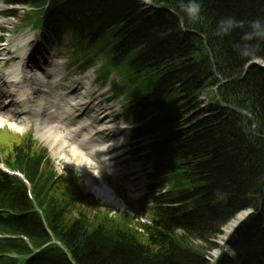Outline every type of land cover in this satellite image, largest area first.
Listing matches in <instances>:
<instances>
[{
    "label": "trees",
    "instance_id": "obj_1",
    "mask_svg": "<svg viewBox=\"0 0 264 264\" xmlns=\"http://www.w3.org/2000/svg\"><path fill=\"white\" fill-rule=\"evenodd\" d=\"M182 2L154 0L170 13L148 10L144 0H50L44 31L68 35L86 60L84 69L104 61L103 77L117 70L124 78L117 94L128 98L126 122L142 123L132 138L157 137L145 149L166 177L157 189L168 185L170 191L155 198L141 233L128 216L102 212L76 179L58 177L31 135L0 132V157L28 178L41 211L18 179L0 173V264H17L14 255H31L52 242L58 244L26 264H211L215 238L248 209L256 214L241 227L234 259L218 264H264V139L253 135L248 116L223 109L214 92V108L199 110V98L220 76L226 81L220 101L252 115L255 134L264 136V71L246 72L250 62L235 47L244 30L214 35L226 17L245 25L264 19V0H198L199 22L185 20Z\"/></svg>",
    "mask_w": 264,
    "mask_h": 264
},
{
    "label": "bare ground",
    "instance_id": "obj_2",
    "mask_svg": "<svg viewBox=\"0 0 264 264\" xmlns=\"http://www.w3.org/2000/svg\"><path fill=\"white\" fill-rule=\"evenodd\" d=\"M37 74L29 76V84L17 85L20 97L9 95V102L5 104H11L17 111L19 99L24 98L21 106L41 112L43 115H39L36 122V137L80 172L91 174L94 169L93 175L99 177L103 171H108L119 181L128 184L132 195L143 191L140 165L129 156L130 150L126 147L127 132L123 127H117L109 115L98 110V105L89 100L92 77L80 81L64 80L58 68L49 73L41 69ZM9 75L13 76L14 71ZM46 77H52V93L43 81ZM203 109L210 111L207 106H203ZM59 124H67L66 129L60 130ZM9 126L20 133L30 128L29 123L19 125L16 121H10ZM73 136L76 141L71 142L69 137ZM90 181L92 188L102 192L99 193L100 197L119 206L113 193L104 194L107 190L100 181ZM238 225L239 220L235 219L227 228V234L233 233Z\"/></svg>",
    "mask_w": 264,
    "mask_h": 264
},
{
    "label": "rangeland",
    "instance_id": "obj_3",
    "mask_svg": "<svg viewBox=\"0 0 264 264\" xmlns=\"http://www.w3.org/2000/svg\"><path fill=\"white\" fill-rule=\"evenodd\" d=\"M145 1L147 3V0H145ZM1 15H0V17H3ZM4 19H5V21H7V24L5 21L0 24V36L5 39V38L9 37L12 34V32L15 31V28L17 26H20L21 23L19 22L18 24H15L17 22V20H12V19L6 20V18H4ZM64 43H65L64 46L57 48V50L55 52V54L58 56L59 64H61L60 70L64 71V69L66 68V71H67L66 75H68L66 78H72L73 80H77V79L80 80V79L84 78L86 75L90 74L92 76V81H94V82H92V85L90 88V101H92L94 104H99V108L102 110V112L109 110L108 112L116 120V123H119L117 126L126 128V126H123L125 123L123 121H121V115H122V111H123V106L125 104V100L118 99L117 101H113L112 103L104 101L105 98L110 96V94H108V93L104 94V93L107 90H109L110 87H112L114 83H116L117 78L113 81L112 84L105 85V84L98 83L96 81V74H94V71L96 68L89 70L85 74L80 73L79 72L80 71L79 66H78V64H76V60L72 56V52L74 51L73 42L71 40H69L68 38H66L64 40ZM0 57L2 58L3 56L1 55ZM74 61H75V65H72ZM70 63H71V65H70ZM54 65L55 64L52 62V65L49 66L48 70L53 69ZM0 67H2V64H0ZM99 67H100V65L97 66V69ZM48 88L51 89V86L49 84H48ZM209 97L211 98L212 96L210 95ZM209 97H207L206 95L204 97H202V99H201L202 109H203V106H207L209 104ZM33 127H34V129L36 128L35 126H32V128ZM42 144H43V142H42ZM133 151L135 152V149H133ZM56 155H57L56 153L51 152L50 157H51V159L53 158L52 161H54V163L57 165V168H58L57 170L59 173L65 174V175L66 174L68 175L69 173H73V174L81 177L83 179V181L86 180V176L82 175L80 172L75 170L73 168V166L66 165V163ZM136 160H137V162L141 161L139 159H136ZM141 162H143V161H141ZM149 164L150 163L148 161H144V163H141L142 168L144 167V172H145V175L147 178H149L148 177L149 169H147V168H149ZM104 176L105 175H103V177ZM129 196H131L130 193H129ZM128 199H130V201L133 202V200L131 198H128ZM126 209H128V208H126ZM121 210H123V209H121ZM230 225L231 224H228V226L225 228L224 231H226ZM224 237H225V232L221 236H218L215 239V241L213 242V243H215V245L217 244V248H219L221 245H225V242L223 240ZM213 251L211 252V254L214 257L216 255V251H214V252Z\"/></svg>",
    "mask_w": 264,
    "mask_h": 264
},
{
    "label": "clouds",
    "instance_id": "obj_4",
    "mask_svg": "<svg viewBox=\"0 0 264 264\" xmlns=\"http://www.w3.org/2000/svg\"><path fill=\"white\" fill-rule=\"evenodd\" d=\"M184 18L187 22H199L201 19V4L198 0H187L181 3ZM181 26H183V21ZM238 29H243L240 42L235 45L239 56L247 62L264 66V55L259 54L264 49V19L244 22L233 17H226L217 22L214 35L219 38L232 35Z\"/></svg>",
    "mask_w": 264,
    "mask_h": 264
},
{
    "label": "water",
    "instance_id": "obj_5",
    "mask_svg": "<svg viewBox=\"0 0 264 264\" xmlns=\"http://www.w3.org/2000/svg\"><path fill=\"white\" fill-rule=\"evenodd\" d=\"M151 2H152V0H151ZM165 11H169L168 9H164Z\"/></svg>",
    "mask_w": 264,
    "mask_h": 264
}]
</instances>
